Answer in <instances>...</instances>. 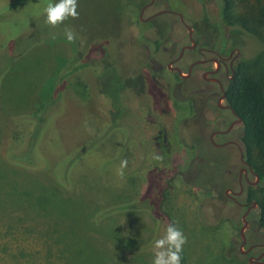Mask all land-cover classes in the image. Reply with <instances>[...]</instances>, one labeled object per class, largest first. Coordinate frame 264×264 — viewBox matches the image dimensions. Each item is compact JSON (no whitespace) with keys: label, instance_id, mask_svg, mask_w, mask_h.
Wrapping results in <instances>:
<instances>
[{"label":"rangeland","instance_id":"obj_1","mask_svg":"<svg viewBox=\"0 0 264 264\" xmlns=\"http://www.w3.org/2000/svg\"><path fill=\"white\" fill-rule=\"evenodd\" d=\"M148 1L78 0L79 18L51 28L45 23L43 9L48 2L56 0H0V37L2 42L12 39L8 46L16 48L14 59H5L7 68L0 76V145L9 142L16 131L9 115L43 100L46 91L58 80L57 71L67 61L68 55L69 61H74L73 48L77 52L75 59L85 56L89 46L95 45L103 50L101 54L99 50L98 57L90 58L94 62L91 64L93 67L108 68L104 78L101 77L104 86L101 84L100 87L118 91L116 82L120 69L129 71L127 65L133 54L130 50L132 46L123 34L128 23L137 22L138 27H134L145 38L138 51L144 58L168 48L166 42L186 41V31L177 17L159 15L149 21H138L139 11ZM162 9L181 14L184 23L192 27L196 34L201 31L200 24L207 25L215 35L212 37L208 31L206 42L216 49H222L229 40L239 43L238 69L246 63L251 75L258 80L264 78V56L259 59L256 41L243 32L234 33L223 21L221 1L156 0L151 8L143 12L141 19ZM65 27L77 33L75 43L65 39ZM52 33H56V39H51ZM129 34L127 31L128 37ZM161 36H164L163 40L154 41V37ZM235 46L238 47V44ZM186 60L188 63L189 60ZM165 63L162 62L161 69ZM186 63L177 65L182 74L185 73ZM87 71L89 68L81 76L75 75L83 82H74L71 74L67 77L69 81L62 94L64 107L57 111L58 116L41 139L40 148L51 161L64 160L80 143L92 142L100 136L109 124V102L101 95L90 93L92 87H87L91 85L86 79L90 75ZM155 79L167 97L166 113L169 116L166 117V125L174 132L171 135L173 138L168 133L165 135L166 141L173 140L170 145L161 137L158 140L169 169L181 172L183 179L206 184L205 187L190 186L182 183L178 175L163 204L171 222L177 221V226L187 237L183 248L184 264H247L246 257L238 251V230L243 209L223 195L224 189L237 190V151L231 146L218 150L207 147L210 131L215 127H224L212 122L209 117L205 118L206 108L201 103L204 96L194 91L200 90L194 79L184 82L176 74L162 71L155 75ZM145 106L151 107V101L144 103ZM48 115L47 122L43 123H49L52 113L49 111ZM127 127L134 132L135 123L130 127L126 125L125 129L120 126L122 134H129ZM220 140L219 137L214 139L216 143ZM103 158L101 150L92 148L90 154L76 164L73 183H78L79 187L86 185L89 190L97 187L92 184V173L97 171L101 177L107 173L110 179L111 174H118L120 163L110 170V165L99 166ZM0 168V264H127L124 252L136 248L135 242L129 238L136 235L137 239L141 234L151 237L149 245L153 259L156 238L153 237L154 217H146L144 221L133 217V224L128 225L133 230L142 229L138 234L127 228L119 232L118 225L126 221L111 219L105 225L106 235L98 228H91L82 216V206L75 199L69 198L62 204L53 194H47L50 198L46 200L42 197L46 194L43 191H50L37 184L41 179L20 176L12 169ZM55 171L59 172L60 167H56ZM248 180L253 181V177L249 175ZM120 181L118 177L119 187L122 185ZM143 184L140 178H132L123 188L112 193L117 195L118 200H125L138 192ZM220 185L222 188L214 192ZM260 187H264V180L251 193H256ZM251 218L256 220V213ZM258 237L264 241V229L258 231ZM251 241L249 236L247 244ZM133 254H128L133 264H147L139 254Z\"/></svg>","mask_w":264,"mask_h":264},{"label":"trees","instance_id":"obj_2","mask_svg":"<svg viewBox=\"0 0 264 264\" xmlns=\"http://www.w3.org/2000/svg\"><path fill=\"white\" fill-rule=\"evenodd\" d=\"M219 1L222 3L221 16L223 21L233 29L234 33L241 34L243 32L248 38L255 40L259 49L257 55L259 59L263 57L264 0ZM134 26L138 27V23L130 22L126 26L127 30L123 31L132 46L130 50L133 54L130 64L127 65L129 71L126 72L125 68L120 69L119 78L116 82L118 91L100 87L101 84L104 86L101 77L104 78L108 68L93 67L91 63L94 62L90 59L98 57L100 49H97L95 45L89 46L85 56H78L75 59L77 52L76 48H73L74 61L71 63L69 61L70 56L67 54V61H64L62 67L57 71L58 80L46 91L44 97L41 96L43 100H38L35 105L30 104L27 108L9 115L10 122L16 131L9 142L0 145V166L12 169L20 176H33L41 179V182L37 181V184L50 191L48 193L43 191L46 194L42 197L46 200L50 198L47 194H53L62 204L69 198L75 199L82 206V216L91 225V228H98V231L105 232L106 235L108 232L105 225L111 219L127 222L122 221L123 224L118 225L119 232L127 228L129 231L132 230L138 234L142 232V229L135 228L133 230L128 225L133 224V217H137L139 221H144L146 217H154L152 222L155 229L153 237L155 236L156 240L163 235L164 229L171 222L163 204L176 176L179 175L181 182L190 186L205 187L206 184H197L193 181L192 183L188 179H183L181 172L169 169L166 156L162 152L160 142H158L160 137L166 138V133L170 138H173L172 132L166 125V117L169 116L166 111L167 97L154 78L153 61L155 59L151 56L144 58L138 53L145 38L136 31ZM127 31L130 33L129 37ZM164 36L154 37V41L163 40ZM10 41L12 39L2 42V37H0L1 77L7 68L5 59L11 58L13 60L15 57L13 53L16 48L8 46ZM179 46L180 43L173 46L176 48L175 53ZM101 51L103 50H100V54ZM246 65L245 63V66L244 64L239 66L234 78L227 85L225 93L228 105L240 116L242 121V126L237 130V135L242 141L240 147L243 156L261 181L264 180V78L261 77V80L255 78L248 72ZM63 67L66 69L65 71ZM69 68L70 70L67 72ZM86 68H89L87 74H90L89 76L86 75L88 77L86 79L91 83L87 87H92L90 93L94 96L101 95L109 102V124L100 136L92 142L80 143L64 160L51 161L40 148L41 139L48 126L58 116L57 111L64 107L62 94L65 84L69 81L67 77L71 74L74 76H71V80L83 82L75 75L81 76ZM200 87L204 88V85L201 83ZM148 101H151L152 106L144 107V103L146 104ZM49 111L52 113L50 121L43 123L44 121L47 122ZM133 122L135 123L134 132H131L127 127L129 134L127 132L122 134L120 126L125 129L126 125L130 127ZM164 141L166 140L164 139ZM172 141L166 142L170 145ZM206 145L212 148L209 144ZM92 148L101 150L104 155V160L99 162V166L110 165V170L121 160L127 159L128 165L123 170V177L115 172L116 175L111 174L110 179V175L107 176V173L101 177V175H97L96 171L91 174V177H93L92 184H96L97 187H91L88 190L86 185L79 187L78 183L74 184L72 181L74 168L82 157L90 154ZM155 155H160L163 159L155 160L153 158ZM56 167H60L59 172L55 171ZM117 176L122 181L120 187ZM132 178H140L144 183L142 188L131 197L118 200L117 195H113L112 191L123 188ZM73 186L74 192H72ZM221 188L222 185L214 192H218ZM251 190L247 188L248 197L252 194ZM252 195L251 199L256 200L257 204L256 221L264 229V187L258 188L257 192ZM113 233L115 234V232ZM115 236L117 235L115 234ZM150 239L151 237H145L142 234L137 239L136 235L129 238L135 242L133 243L136 248L134 250L127 249L124 252V259L127 264H133L132 258L128 255L130 253L139 254L144 262L152 264ZM181 256V264H184L183 252Z\"/></svg>","mask_w":264,"mask_h":264},{"label":"flooded vegetation","instance_id":"obj_3","mask_svg":"<svg viewBox=\"0 0 264 264\" xmlns=\"http://www.w3.org/2000/svg\"><path fill=\"white\" fill-rule=\"evenodd\" d=\"M155 1L156 0H153V3L149 7L145 8L143 12L146 9L151 8ZM162 10L175 13H165L162 15L177 17V20L183 25L185 29V23L181 14L174 12L171 9ZM143 12L140 13L139 11L140 16L138 15V21L142 20L141 16ZM178 15L181 16L182 21H180ZM200 27L201 31L197 32V34L194 32V29L190 27V39L193 41V44H191L185 29L186 41H179L173 44H171V42L166 43V46H169L168 48H164L162 51H159L158 54L155 52L156 54L150 56L155 59L153 63H155L154 65L158 67L155 69V75L162 71L167 74H176L178 76L175 69H179L180 71V68L177 65L185 64L187 62L186 58L189 60V62L186 63L185 73L182 74L180 71L182 75H186L190 67L188 76L185 79H181L179 76L178 77L184 82H188L193 79L195 80L197 89L200 90L194 91L196 93L203 94L204 96V99L201 101V103L203 102L204 107L206 108V111L204 112L205 118L209 117L212 122H216L220 127H224L223 129H220L219 127L212 129L208 135L207 144L216 150L231 146L237 151V161L239 168L237 170L236 177V192L239 191V188H241V193L237 196H234L232 195L233 191L230 189H224L223 195L226 196L227 199H229L234 205L240 209H243L242 214L247 211L245 218L247 221V226L244 231L245 243L241 247L242 251H245V253L242 256L246 257L247 264H261L264 263V241L258 237V231L263 228L259 226L256 220L251 218L254 213H257V204L256 200L251 199V196L248 197L247 194V188L254 189L259 184L260 179L258 177V181L254 182L255 178L251 175V173L246 171L244 174V171H240L241 169H246V166L241 164L239 161L238 151V147L241 149L240 145L242 144V141L237 135V130L242 126V121L240 116L236 114L234 110L228 105L227 96L225 93L227 85L230 81H232L238 69L240 60V44L229 40L226 46H224L222 49H216L211 43L206 42V33H208L210 28L205 24H200ZM209 33L211 36L215 35L213 31L212 33L209 31ZM177 43H180V46L175 53L176 48H173V46ZM236 44H238V47L235 46ZM180 54L181 56H179ZM159 62L160 64H158ZM162 62L166 63L161 69V66L163 65ZM201 83L204 85V88L200 87ZM220 86L222 90L220 89ZM216 137L221 138L220 143H216L214 141ZM191 145H193V142ZM243 160L246 162L244 156ZM249 175L253 177V181L248 180ZM254 202L255 206L252 205ZM249 236L252 241L247 244ZM256 250L257 252L254 253Z\"/></svg>","mask_w":264,"mask_h":264},{"label":"clouds","instance_id":"obj_4","mask_svg":"<svg viewBox=\"0 0 264 264\" xmlns=\"http://www.w3.org/2000/svg\"><path fill=\"white\" fill-rule=\"evenodd\" d=\"M45 23L51 28H58L69 19L79 18L78 0H56L48 2L43 9ZM63 35L67 42L75 43L77 33L70 27H65ZM51 39H56V33L51 34ZM155 160H162L163 157L155 155ZM127 159L121 160L118 175L123 177L124 169L127 167ZM177 221L170 222L164 229V233L153 243V261L152 264H181L184 245L187 243V237L177 226Z\"/></svg>","mask_w":264,"mask_h":264},{"label":"water","instance_id":"obj_5","mask_svg":"<svg viewBox=\"0 0 264 264\" xmlns=\"http://www.w3.org/2000/svg\"><path fill=\"white\" fill-rule=\"evenodd\" d=\"M152 3H153V0H149V1H148L145 5H143V7L140 9V13H142L143 10H144L145 8L149 7ZM165 13L175 14V13L170 12V11H167V10H159V11H157L156 13H154V14L150 15L149 17H147V18L145 19V21H148V20H150V19H152V18H154V17H157V16L162 15V14H165ZM139 16H140V14H139ZM178 16H179L180 21H182L181 16H180V15H178ZM140 20H141V19H140ZM141 21H144V20H141ZM185 29H186L187 34H188V37H189V39H190L191 28L185 24ZM190 41H191V44H193V41H192L191 39H190ZM187 48H189V47H187ZM179 56H181V54H180ZM175 70H176L178 76H179L181 79H185V78L188 76V74H189L190 67H189V69H188V73H187L186 75H182V74L180 73L179 69H175ZM220 89H221V86H220ZM221 90H222V89H221ZM231 111H232V110H231ZM238 151H239V161L241 162V164H243L244 166H246V169H245V170L241 169L240 171H244V174L246 173V171H248V172L251 173V175L255 178V181H254V182H257V181H258V176H257V174L254 173V172L252 171L251 166H250L249 164H247V163L243 160L242 152H241V149H240L239 147H238ZM240 193H241V188H239V191H237V192H232V195L237 196V195H239ZM252 205L255 206V202H254ZM246 214H247V211H245V212L241 215V217H240L241 226H240V228H239V230H238V236H239V238H240V244H239V247H238V251H239V253H240L241 255H243V254L245 253V251H242L241 247H242V246L244 245V243H245L244 231H245L246 226H247V221H246V219H245V218H246ZM261 264H264V263H261Z\"/></svg>","mask_w":264,"mask_h":264}]
</instances>
